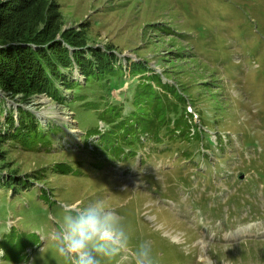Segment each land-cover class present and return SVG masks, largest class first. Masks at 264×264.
I'll return each mask as SVG.
<instances>
[{"label": "rangeland", "instance_id": "1", "mask_svg": "<svg viewBox=\"0 0 264 264\" xmlns=\"http://www.w3.org/2000/svg\"><path fill=\"white\" fill-rule=\"evenodd\" d=\"M13 1L0 0V25ZM27 8L50 37L107 49L116 66L147 62L163 83L188 89L185 108L197 124L201 116L206 136L142 142L131 157L128 148L119 158L104 152L95 131L111 126L99 112L110 103L127 117L137 83L127 75L89 82L74 104L64 90L63 105L0 92L32 131L0 146V264H65L49 236L66 211L96 201L125 218L130 248L151 246L154 264H264V0H32ZM69 76L84 85L76 69ZM118 264H131L130 253Z\"/></svg>", "mask_w": 264, "mask_h": 264}, {"label": "trees", "instance_id": "2", "mask_svg": "<svg viewBox=\"0 0 264 264\" xmlns=\"http://www.w3.org/2000/svg\"><path fill=\"white\" fill-rule=\"evenodd\" d=\"M24 1L14 0L3 5L9 10V16L1 19L0 25V92L7 98L27 102L33 96L45 95L63 105L61 90H64L71 93V103L74 104L82 97V90L89 88V82L102 84L106 80L113 81L120 74L127 75L137 80L131 92V109L127 117L121 116V106L110 103L103 105L99 112L100 121L105 126H111L102 134L95 131V137L103 138L102 143L96 142L104 152L119 158L126 154L124 148H128L132 150L129 153L131 157L135 155V149L142 148V142L154 145L177 140L199 143L206 136L201 131L204 130L201 116H198L200 122L197 124L185 108L192 102L188 99V89L183 87L179 90L174 82L163 83L147 62L128 60L125 68L122 64L116 66L117 59L107 49L86 47L82 40L70 39L66 35L61 36V40H56L55 35L50 37V28L46 27L43 18V23L35 27L37 14H26L27 5L32 0L28 3ZM73 69L80 72L84 85L70 79ZM102 98L107 100L108 96ZM135 106H139L140 110L133 111ZM99 108V103H86V110ZM22 117L20 114L15 120L13 114L4 108V101L0 100V146L30 136L32 131L21 123Z\"/></svg>", "mask_w": 264, "mask_h": 264}, {"label": "clouds", "instance_id": "3", "mask_svg": "<svg viewBox=\"0 0 264 264\" xmlns=\"http://www.w3.org/2000/svg\"><path fill=\"white\" fill-rule=\"evenodd\" d=\"M49 239L65 264H118L124 253H130L131 264H154L151 246L130 248L125 218L102 201L66 211Z\"/></svg>", "mask_w": 264, "mask_h": 264}, {"label": "bare ground", "instance_id": "4", "mask_svg": "<svg viewBox=\"0 0 264 264\" xmlns=\"http://www.w3.org/2000/svg\"><path fill=\"white\" fill-rule=\"evenodd\" d=\"M68 120V119H67ZM70 133V132H69Z\"/></svg>", "mask_w": 264, "mask_h": 264}]
</instances>
